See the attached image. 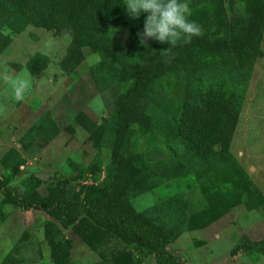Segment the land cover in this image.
I'll return each instance as SVG.
<instances>
[{
	"label": "rangeland",
	"instance_id": "obj_1",
	"mask_svg": "<svg viewBox=\"0 0 264 264\" xmlns=\"http://www.w3.org/2000/svg\"><path fill=\"white\" fill-rule=\"evenodd\" d=\"M263 0H187L201 38L241 35ZM132 29L101 33L56 31L31 24L0 0V73L29 77L16 102L0 81V177L22 192L56 183L75 192L111 176L115 99L149 63L174 46ZM78 36L77 44L73 43ZM260 47L264 50V25ZM35 56L46 58L36 73ZM99 57V59H97ZM209 90L242 96L235 135L225 158L196 156L176 136L184 102ZM130 163L125 197L136 211L163 225L168 249L184 264H264V55L245 51H184L155 79L134 107L125 145ZM156 264L153 253L110 229L62 230L57 215L12 206L0 193V264Z\"/></svg>",
	"mask_w": 264,
	"mask_h": 264
},
{
	"label": "trees",
	"instance_id": "obj_2",
	"mask_svg": "<svg viewBox=\"0 0 264 264\" xmlns=\"http://www.w3.org/2000/svg\"><path fill=\"white\" fill-rule=\"evenodd\" d=\"M15 7L33 25H42L56 31L101 33L108 27L130 30L134 24L145 19L141 13L136 19L129 18L124 0H3ZM264 25V0L256 5L241 35L216 40L194 37L190 43H178L171 51L149 63L131 84L115 99L116 123L111 147L113 171L101 185L88 186L77 192L49 182L46 192L36 188L22 192L16 186L4 184L0 177V193L12 206L22 210L35 209L55 213L59 227H99L110 229L148 248L156 264H184L168 249V238L163 225L150 221L138 213L125 197L129 184L130 163L125 155L127 137L134 119L137 98L157 78L164 75L180 54L196 45L205 50H231L237 56L249 51L263 56L260 47ZM75 36L73 43L79 39ZM90 38V37H89ZM46 58L35 56L32 69L38 73L46 64ZM242 96L238 93L209 90L200 95V103L184 102L177 119L176 136L193 153L208 159L214 155L225 158L235 135L241 111ZM60 264H67L68 252L63 241L59 242Z\"/></svg>",
	"mask_w": 264,
	"mask_h": 264
},
{
	"label": "clouds",
	"instance_id": "obj_3",
	"mask_svg": "<svg viewBox=\"0 0 264 264\" xmlns=\"http://www.w3.org/2000/svg\"><path fill=\"white\" fill-rule=\"evenodd\" d=\"M123 4L131 19L138 18L141 13H147L142 31L137 32L141 45H148V40L154 39L176 46L181 42L190 43L194 37L202 35V27L189 19L191 9L187 0H124ZM0 34L11 36L13 33L12 29L5 25ZM166 49L171 51L170 48ZM0 81L11 89L12 99L16 102L23 101L31 88L29 77L14 76L8 71L0 73ZM4 110L0 107V112Z\"/></svg>",
	"mask_w": 264,
	"mask_h": 264
}]
</instances>
